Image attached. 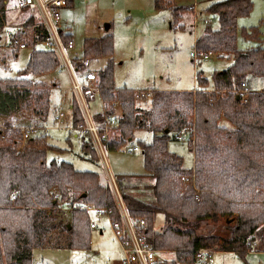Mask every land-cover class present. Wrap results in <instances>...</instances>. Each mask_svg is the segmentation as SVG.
Segmentation results:
<instances>
[{"label": "trees", "instance_id": "obj_1", "mask_svg": "<svg viewBox=\"0 0 264 264\" xmlns=\"http://www.w3.org/2000/svg\"><path fill=\"white\" fill-rule=\"evenodd\" d=\"M71 3L67 1L68 6ZM155 6L161 8L159 0H155ZM251 7V0H217L207 8L216 16L218 28L206 25L195 40L194 52L198 56L207 52L226 54L232 59L226 69L212 75V92L206 88L207 78L200 73L195 76L198 88L192 91L154 88L146 95L144 91L116 88L112 35L86 37L82 43L83 60L106 58L104 66L94 70L106 107L103 115L100 109L93 111L95 121L103 124L105 117H117L111 101H117L121 108L118 135L106 147L120 150L138 131L149 135L148 139L136 140L134 146L141 151L144 171L153 178L154 203L133 196L119 185L127 213L145 243L156 251L171 250L177 264L194 262L200 248L243 256L251 251L256 239H264V90L247 88L251 77H264V47L259 43L240 49L236 44L237 19L248 15ZM171 10L178 20L183 9ZM17 11L14 21L33 23L38 18L34 14L27 18V13L35 12L32 7ZM6 12L0 0V28L3 21L10 20ZM241 35L260 40L257 26L243 28ZM60 36L64 45L72 44L70 31ZM33 41L25 68L14 79H0L2 127L25 125V119L32 120L30 113L42 121L47 119L50 88L27 77L52 71L58 60L53 52L36 49V39ZM73 60L82 71V60ZM221 91L225 92L222 96ZM52 118L56 122V116ZM222 119L230 125H223ZM82 122L73 96L67 126L78 130ZM19 129L0 128V264H32L33 249L59 246L61 231L67 246L88 249L92 220L78 207L92 205L118 220L110 185L102 182L98 173L76 170L72 163L46 162L47 151L58 148L42 131L26 138L20 148L18 141L23 133ZM184 129L194 154L192 169H185L182 158L167 149L169 138L174 139ZM81 135L82 152L92 161L97 160L91 138L86 133ZM61 210L69 214L63 223L57 218ZM156 213H161L164 220L159 231L153 225ZM220 218L231 221L224 234L198 232L202 222Z\"/></svg>", "mask_w": 264, "mask_h": 264}, {"label": "rangeland", "instance_id": "obj_2", "mask_svg": "<svg viewBox=\"0 0 264 264\" xmlns=\"http://www.w3.org/2000/svg\"><path fill=\"white\" fill-rule=\"evenodd\" d=\"M7 1L9 5L6 13L10 18L7 23H27L21 19L13 20L18 16V8L15 3L10 5L12 0ZM216 1L159 0L161 8H156L155 0H72L71 6L66 5L60 9L64 29L70 31L73 36L72 44L64 46L73 59L83 61L84 38L111 34L113 37V81L116 88H129L137 92H148L154 88L192 91L198 88L195 76L196 73H200L207 78L206 88L211 91L212 75L214 72L226 69L232 59L226 54L198 56L194 54L193 45L196 38L203 33L206 25H211L212 29L218 28L216 16L207 12L209 5ZM251 2L252 7L249 14L238 18L236 22V44L240 49L250 48L259 43L264 47V0H251ZM9 6L10 9H8ZM174 7L183 9L178 20L172 14L171 9ZM29 15L30 12L27 13V18ZM34 16L37 17L36 13ZM205 19L208 22H204ZM34 22H38V18ZM27 24H32V22ZM252 26H257L260 31L259 41L246 39L241 35L243 28L248 29ZM8 33H11L10 29L0 31V42L4 44L0 46V79H14L18 76V72L25 68L32 50V43H34L32 39L29 43L27 42V47L21 48L14 44L12 46L7 38ZM26 37L31 38L27 35ZM36 49L45 50L39 47ZM46 51L49 50L46 49ZM89 62L88 68L97 70L104 66L106 58L100 57ZM27 78L42 81L45 87L50 88V109L47 119L42 121L39 116H33L30 113L32 120L28 122L24 120L27 124L37 127L34 134L44 132L48 142L58 148L47 151L46 162L66 161L72 163L76 170L94 171L100 175L102 182L110 186L111 176L119 191V185H123L133 196L145 202L154 203L151 189L153 178L144 171L140 149L132 150L136 140L149 138L147 133L136 132L133 140L127 141L120 150H109L104 147V160L96 151L97 160L92 161L90 157L84 155L81 149V133H86L83 129L84 122L80 124L78 130L67 126L70 119V104L74 96L67 71L60 64L58 71L53 69L40 76H28ZM252 82L256 83V85L254 83L255 87H252ZM247 88H258L253 89L255 91L264 90V77H251ZM223 94L225 92L221 91L219 95ZM100 100L102 101L101 98ZM100 100L97 97L93 100L87 99V104L92 113L100 109L103 115L106 107L104 102L100 104ZM110 104L113 115L118 117L121 114L119 103L111 101ZM59 113L63 114L62 123L56 126V122L50 119ZM49 120L52 127L46 129L44 127L51 126L46 123ZM221 123L230 125L225 119H222ZM97 125L104 126L99 123ZM19 126H0V128L20 131ZM117 135L116 128L109 129V140ZM21 136L18 141L20 148L23 147L25 140L23 134ZM167 149L182 158V166L185 169L193 168L194 154L187 140H176L170 137ZM113 197L115 199L114 193ZM88 214L90 220L97 225L96 228L90 230L88 249H75L67 246L66 235L61 231L62 240L59 246L49 245L33 249L32 264H118L123 255L110 222L106 218L96 219L91 211ZM68 215L61 210L57 218H60L63 223L69 219ZM163 221L162 214L156 213L154 230L159 231ZM230 222L226 218L216 221L207 220L201 223L198 232L222 235L226 232L225 228ZM208 249L213 250L212 247ZM251 250L243 256L230 251H212L210 260L206 264H264V239H256ZM156 255V264H177L174 263L175 254L171 250H160ZM178 264H205V262L196 259L194 262H179Z\"/></svg>", "mask_w": 264, "mask_h": 264}, {"label": "built area", "instance_id": "obj_3", "mask_svg": "<svg viewBox=\"0 0 264 264\" xmlns=\"http://www.w3.org/2000/svg\"><path fill=\"white\" fill-rule=\"evenodd\" d=\"M68 0H15L16 8L23 9L32 7L38 17V22L32 24L19 23L9 24L3 21L0 31L4 29H10L11 33H8L7 38L9 43L17 47H27V42L36 39L35 46L41 49H48L56 54L58 65L54 68V71H58L60 64L67 71L72 89L74 91V97L79 105L83 120L84 131L89 135L92 140L95 150L99 153L104 160V147L109 141V129H115L118 127L117 117H105L104 126L99 127L94 120L93 113L91 112L87 99L93 100L94 98H100V89L97 84V76L95 71L89 69V61L83 60V70L77 69L74 65L72 56L67 53L66 48L62 42L60 34L64 32V26L60 17V9L66 7ZM4 9L6 11L8 1L4 0ZM33 12H30L29 18L33 16ZM204 22H208L207 19ZM8 32V31H7ZM31 38H25V36ZM19 36V37H17ZM4 44L0 42V46ZM195 54V52H194ZM212 52L204 53V56H210ZM149 93L147 92L146 95ZM100 100V104H101ZM63 114L59 113L56 117V126L61 125ZM97 123V124H96ZM15 127V125H13ZM52 126H46L48 129ZM23 130L24 139L33 135L37 127L35 125L19 126ZM187 130H181L174 135L176 140H186L188 138ZM132 150H137L134 146ZM110 176V175H109ZM182 179H185L182 177ZM111 189L115 196V203L118 208L120 218L118 220L113 219L109 212L101 208L94 207L92 205H80L78 208L86 212H93L96 219L106 218L111 225L113 234L117 240V243L122 252V259L118 264H156L157 255L155 249L151 248L145 243L142 237H140L132 223L125 204L120 195V191L110 176ZM91 229L97 227L93 221L90 223ZM212 250L208 248H200L196 251L197 259L208 262L210 260V254ZM174 263H177L175 258Z\"/></svg>", "mask_w": 264, "mask_h": 264}, {"label": "crops", "instance_id": "obj_4", "mask_svg": "<svg viewBox=\"0 0 264 264\" xmlns=\"http://www.w3.org/2000/svg\"><path fill=\"white\" fill-rule=\"evenodd\" d=\"M255 82H256V81H255ZM255 82H252V87H255V86H254V83H255ZM257 82H259V81H257ZM255 85H256V83H255ZM253 89H258V88H253ZM57 116H58V115H56V117H57ZM25 125H30V124H27V123H26ZM251 251H252V250H251ZM251 251H249V252H251Z\"/></svg>", "mask_w": 264, "mask_h": 264}]
</instances>
